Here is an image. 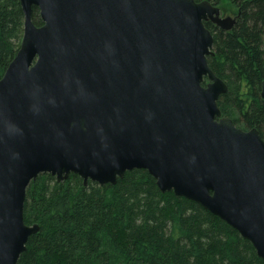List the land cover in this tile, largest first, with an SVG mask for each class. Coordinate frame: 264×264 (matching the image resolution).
<instances>
[{"label":"water","instance_id":"water-1","mask_svg":"<svg viewBox=\"0 0 264 264\" xmlns=\"http://www.w3.org/2000/svg\"><path fill=\"white\" fill-rule=\"evenodd\" d=\"M19 1L23 36L0 78V264H17L39 230L23 210L40 174L103 186L132 170L264 260V141L221 117L227 86L207 62L204 23L229 31L235 19L207 1Z\"/></svg>","mask_w":264,"mask_h":264},{"label":"trees","instance_id":"trees-1","mask_svg":"<svg viewBox=\"0 0 264 264\" xmlns=\"http://www.w3.org/2000/svg\"><path fill=\"white\" fill-rule=\"evenodd\" d=\"M207 1L219 6L223 0ZM231 30L209 21L207 62L227 86L221 117L264 141V0H229ZM19 0H0V78L23 36ZM32 21L41 25L36 8ZM24 223L37 225L17 264H264L251 243L198 204L162 193L145 170L126 172L115 185H83L77 175L57 182L40 174L26 189Z\"/></svg>","mask_w":264,"mask_h":264},{"label":"rangeland","instance_id":"rangeland-1","mask_svg":"<svg viewBox=\"0 0 264 264\" xmlns=\"http://www.w3.org/2000/svg\"><path fill=\"white\" fill-rule=\"evenodd\" d=\"M218 8L220 10V16L222 18L230 17L232 19H235L237 16V9L230 3L229 0H223Z\"/></svg>","mask_w":264,"mask_h":264}]
</instances>
